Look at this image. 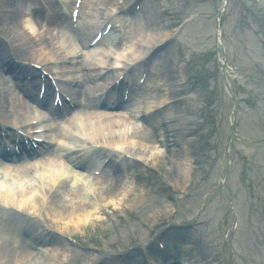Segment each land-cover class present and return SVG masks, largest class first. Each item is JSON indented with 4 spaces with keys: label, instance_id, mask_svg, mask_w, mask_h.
I'll list each match as a JSON object with an SVG mask.
<instances>
[{
    "label": "rangeland",
    "instance_id": "obj_1",
    "mask_svg": "<svg viewBox=\"0 0 264 264\" xmlns=\"http://www.w3.org/2000/svg\"><path fill=\"white\" fill-rule=\"evenodd\" d=\"M129 1L121 4V0H114L106 8ZM220 3L221 0H145L138 17L119 28L129 35L132 33L131 39L152 38L154 45H159L174 35L172 28L184 19L180 5L187 7L185 17L190 16L192 23L153 62L151 77L145 85L148 93L160 79H167L170 92L174 90L178 104L171 106L169 113L182 115L178 125L181 130L174 137L179 143L164 155L155 152L154 146L137 147L156 173L140 166L118 164L123 175L117 184L121 188L117 201L93 214V221L79 230L67 226L53 236L52 255L46 253L44 244L38 245L37 248L45 250L43 256L52 258L57 250L59 260H54L57 264H94L106 256L116 257L124 252L128 257L126 263L138 264L136 258L141 248L137 242L144 243L162 232L171 237L184 231V239L175 242L178 248L172 249L166 243L165 250L168 256L181 254L180 264H264V87L261 82L264 80V0H228L220 15L217 44L215 16ZM164 7L167 13L163 12ZM14 8L10 0H0V10ZM25 11L26 7L11 15L0 13L3 31L0 38L17 40L13 47L22 60L29 59L30 54L38 55L37 43L29 42V38L35 39V33L25 26ZM19 33L28 42H22L25 39L17 37ZM129 45L130 42L123 40L121 50ZM103 47L108 48V43ZM100 52H91L88 61L97 59ZM222 62L226 63L224 69ZM191 74L194 82L187 79ZM224 80L234 97V105ZM195 84L206 88L205 98L198 94ZM189 87L197 90L193 99L180 101ZM181 88L184 92L178 93ZM0 89L5 90L4 84ZM0 114L6 116L3 109ZM200 117L206 118L209 126L196 139L198 131L193 126L199 122L202 126ZM231 123L234 135L230 138ZM160 138L162 141L164 134ZM226 167H229L227 173ZM177 168L185 170L184 174L178 175ZM80 186L77 183L74 188ZM129 189H132L130 197L122 200L120 196ZM231 197L237 221L233 236L228 212ZM40 220L39 224L48 233L53 230L48 219ZM175 221L187 226L177 227ZM64 226L62 222L57 224ZM7 233L14 239L26 238L18 236L21 234L16 228ZM66 237L74 238L75 244ZM3 241L8 240L4 237ZM55 244L61 246V253ZM189 250L193 251V261ZM195 253L198 257H194ZM4 254L0 256L1 264H14L6 260L9 254Z\"/></svg>",
    "mask_w": 264,
    "mask_h": 264
},
{
    "label": "bare ground",
    "instance_id": "obj_2",
    "mask_svg": "<svg viewBox=\"0 0 264 264\" xmlns=\"http://www.w3.org/2000/svg\"><path fill=\"white\" fill-rule=\"evenodd\" d=\"M12 2H22V3H33L35 0H11ZM114 0H83L82 1V10L79 17V23L82 25V32L78 33L79 41L81 46L86 48L87 41L84 37L94 36L99 26L105 21L108 17L109 9L106 8L107 5L113 4ZM52 7V3L49 5ZM41 9V8H40ZM37 12V11H36ZM34 15V13H32ZM38 27V36L34 40V43H37V52L41 62H46L49 64L52 69L58 70L56 77H60V81H57L58 86L65 90V92H73L75 87L79 85L82 88L83 94L86 99V108L89 109V112L86 113V121L83 126L79 128V125H75V122L72 123L73 117H69L70 123L63 126L54 138L65 144V147L58 148V154L66 158L65 162L68 165H71V172H67L65 178L64 174L58 176L57 169H55L54 164L46 165L43 169L42 177L40 180L34 179L35 171L34 167H26L24 169H15L7 170L3 169L0 171V177H2L3 184L9 186V193L2 196L0 194V202L6 204V206L12 205L18 209H21L23 213H27L29 216L37 214L40 210L45 211V216H48L53 223V227L57 228L58 221H66L67 223H72L76 227L84 224H88L93 221L92 215L99 212L97 211L100 205H103V208H107L108 205H113L115 200L120 195V186L118 178L121 176L122 171L118 165H113L112 161L109 159L106 165H103L106 158H116L120 159L121 156L109 152L110 150H120L124 155H129L133 158H137L143 161V152L138 148H148L153 143V138H151L150 133L145 128H140L132 124V115L137 114L142 117V120L147 123L146 118H151L152 113L159 114V111H168L170 99V88L168 86V80L166 79L162 85L155 86L153 88L154 94L147 95L143 97L141 94L136 95L138 99H134L132 94L128 97L126 106L124 103H118L117 99H114L111 96L110 89L114 90L115 86L111 87V78L116 73V70L111 67V60H116L118 66H121V70L126 69L130 66L129 70H134L135 68L147 60V57L151 56L152 52L155 50V41L152 38L145 39H136L129 48L126 50H121V40L117 38H110L108 40V46L112 48L102 49L99 53L98 59L95 62H91L88 66L85 65V59L89 58L81 54L78 51L77 47L70 46L64 50L61 46L57 45L58 37L54 35L51 29V23H45L41 19H38L35 23ZM29 31L32 29L27 27ZM18 37L23 38V34L18 35ZM153 40V43L151 41ZM104 41V40H103ZM27 42V41H26ZM102 45L99 43L98 47ZM151 51V54L149 52ZM32 57H35L34 54H31ZM76 56V57H74ZM74 64V67L71 68V64ZM8 66V65H7ZM6 67V66H5ZM110 68L111 76H101V72ZM89 70V72L87 71ZM4 71V70H2ZM32 76V81H23L30 85L31 90L26 91L25 89H20L22 93V102H18L16 96L11 91V98H7L10 94L5 89H0V112L3 109L5 115L0 114V120L5 123H13L15 125H20L26 121L33 119L32 111L26 110L27 107L24 103L26 98H32L36 101V87L34 85V80L38 81V77L32 75V72H28ZM24 76V75H23ZM7 77V76H6ZM4 76L0 75V82L4 84V87L7 86L8 80ZM25 77V76H24ZM45 78V77H44ZM45 82V81H44ZM96 82V85L94 84ZM0 84V87L2 86ZM72 86V88H70ZM164 86L167 87V94H164ZM14 91L16 89H13ZM105 90H108L109 97L105 102H100V97L105 94ZM35 93V95H34ZM76 99V98H75ZM44 103L37 105L38 109L42 110L48 104V98L44 99ZM140 100V101H139ZM29 107V106H28ZM128 107L129 118L125 119L123 109ZM119 111H114V110ZM50 110V109H49ZM93 110V111H90ZM102 110L99 114H94V112ZM4 119V120H3ZM165 119V121H164ZM6 120V121H5ZM180 120L179 115H174L169 113L168 115H163L160 117V128L165 135V143H172L174 146L177 145L178 141L175 137V130L172 129L171 123ZM85 136L86 139H80ZM9 135V133H7ZM69 141L76 142L75 146H68ZM63 144V146H64ZM133 145H136L135 148ZM94 146H101L107 151L93 149ZM138 147V148H137ZM75 150L74 154L79 155L81 162L79 163L76 159L73 160L70 154V150ZM87 154H89L87 156ZM97 159V162L94 161ZM124 160V158H122ZM144 162V161H143ZM110 166H114L117 172V178L115 180L106 179L102 173L98 177H94L90 183V188L93 189L95 196L89 197L84 194V187L87 185L88 179L80 178L81 175L77 172L80 169L87 168L88 166L95 167V170H99L100 166L103 170H108ZM57 168V166H56ZM111 171V170H110ZM185 170L177 168L178 175L184 174ZM60 178L62 180H60ZM70 182L71 189L70 191L65 190V184ZM80 183L81 188H74V186ZM1 187V185H0ZM56 187V188H55ZM53 196L50 199L47 206L44 208L43 197L54 189ZM132 189H129L128 192L122 193V200L129 198V192ZM65 193V194H64ZM60 194V195H59ZM64 194V199L66 201H58L57 196H62ZM121 200V201H122ZM120 200H118V203ZM101 212V210H100ZM1 213V212H0ZM0 215V230L2 227L13 229L15 227L14 214L9 215L8 213H1ZM5 216V217H3ZM17 220V219H16ZM26 222V223H25ZM17 231L26 235L27 241L25 246H27V251L34 248L36 240L32 239L31 234L34 232H40L41 238L45 235V230L41 229L38 226V222H28L27 219L17 220ZM35 228V231H34ZM63 228V227H62ZM34 231V232H33ZM3 234L0 232V235ZM1 237V236H0ZM48 233L45 235L44 244L49 246L48 243L52 241H47ZM37 239V240H38ZM60 240H58L59 243ZM61 247V246H60ZM60 247L58 251L61 253ZM4 244L0 242V256L3 257L4 254ZM50 250H48L49 253ZM56 253L49 258L43 256V253H27L25 255H19L18 252H15V255H7L6 260L9 263L22 261L21 264H30L31 261L36 264H57L54 260L58 259L57 250ZM49 258V259H47ZM59 260V259H58ZM118 261V259H117ZM1 262V261H0Z\"/></svg>",
    "mask_w": 264,
    "mask_h": 264
}]
</instances>
